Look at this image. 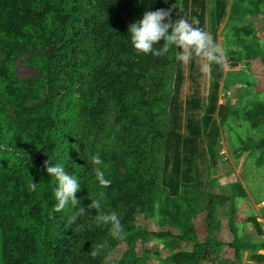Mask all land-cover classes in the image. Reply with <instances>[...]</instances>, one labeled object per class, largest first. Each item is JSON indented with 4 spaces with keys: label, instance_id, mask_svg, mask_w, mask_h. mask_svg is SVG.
Instances as JSON below:
<instances>
[{
    "label": "trees",
    "instance_id": "trees-1",
    "mask_svg": "<svg viewBox=\"0 0 264 264\" xmlns=\"http://www.w3.org/2000/svg\"><path fill=\"white\" fill-rule=\"evenodd\" d=\"M209 3L207 16L206 0H0V264H147L136 253L149 236L139 225L157 209L160 230L153 236L172 243L169 264H243L245 253L264 261L258 255L263 243L226 244L213 226L216 208L226 204L234 230L235 195L199 193L190 184L191 170L183 173L184 162H191L182 149L203 132L215 162L212 134L218 138L219 124L213 116L224 124L230 114L225 105L217 108L223 61H209L205 102L195 91L183 106L185 70L181 62L175 66V49L162 57L138 54L128 34L145 11L171 9L173 21H198L194 26L204 31L209 17L214 38L227 0ZM30 51L23 62L40 77L20 80L15 62ZM198 54L188 77L201 90ZM202 103L203 118L196 121L192 111ZM183 112L190 139L180 133ZM262 116L264 104L244 114L253 128ZM97 153L112 181L106 188L98 185L91 161ZM49 161L64 164L82 186L76 197L86 215L75 223L76 209L54 211L57 182L46 172ZM240 195L246 196L241 189ZM91 200L101 207L91 208ZM113 211L123 239L96 220ZM200 212L208 232L203 242L192 223ZM226 249L230 255L223 258ZM120 250L117 261H107Z\"/></svg>",
    "mask_w": 264,
    "mask_h": 264
},
{
    "label": "rangeland",
    "instance_id": "rangeland-1",
    "mask_svg": "<svg viewBox=\"0 0 264 264\" xmlns=\"http://www.w3.org/2000/svg\"><path fill=\"white\" fill-rule=\"evenodd\" d=\"M206 4L208 16L211 11L209 0H206ZM208 18L206 32L209 34L210 45H219L227 55V59L223 61L224 74L218 90L217 108L225 105L230 109V114L224 124L220 123L218 113L213 116L219 124L218 138L215 133L212 134V140L216 141L215 162L211 159L208 137L203 132L191 146L182 149L183 156L191 162V165L184 162L183 173L187 169L191 170L194 181L190 184L199 193L205 194L210 189L223 198L235 195L234 230L230 229L229 223L231 209L223 204L215 211L217 221L213 226L217 227V233L223 242L228 244L236 240L264 244V116L259 120L257 128H253L244 118L245 112L255 105L264 104V0H227L224 18L214 38ZM32 53L33 51L21 54L15 62L16 78L26 80L40 77L38 69L23 62ZM251 53L254 54L252 57ZM174 61L176 66V51ZM182 64L185 70L181 97L183 106L186 100L194 97L195 91H198V95L205 102L209 95V61L200 54L197 55L200 71L195 76L199 78L202 75L201 90L189 80L190 62ZM204 108L205 103H202L200 110L192 111L196 121L203 118ZM186 116L187 113L183 112L180 133L183 138L190 139L185 128ZM240 189L246 196L240 195ZM159 202L161 205L163 199L160 198ZM205 217L206 213L200 212L192 221L200 242L208 234ZM160 218L157 209L156 214L141 220L139 225L141 231L149 236L145 244L137 243L136 253L139 257L144 256L147 264H169V248L172 243L153 236L160 230ZM253 218L257 220L258 226L250 220ZM229 255L230 250L226 249L222 257ZM258 255H264V251L258 252ZM121 256V250L114 252L107 261H117ZM242 259L243 264H264V261L251 260L250 253L243 254Z\"/></svg>",
    "mask_w": 264,
    "mask_h": 264
},
{
    "label": "clouds",
    "instance_id": "clouds-1",
    "mask_svg": "<svg viewBox=\"0 0 264 264\" xmlns=\"http://www.w3.org/2000/svg\"><path fill=\"white\" fill-rule=\"evenodd\" d=\"M198 21L189 22L185 18L171 19V9H159L145 11L142 19L131 24L128 29L130 42L138 54L165 56L170 50L175 49L176 60L181 63H189L194 55L199 53L205 60L222 62L227 59L226 52L219 45H210L209 34L199 27L194 26ZM171 30V31H170ZM163 40L161 45L159 42ZM95 176L99 186L108 187L112 181L105 176L100 165L103 160L99 153L91 156ZM45 169L49 177L56 180L54 195L56 203L53 206L55 212H61L66 208L76 209V215L71 218L75 223L79 216L86 215L85 209L80 207V200L76 193L81 189V184L75 175L66 170L64 164H52L46 162ZM35 188L36 185L33 184ZM93 209L101 207L98 200H91ZM77 205L79 207L77 208ZM98 223L108 224L114 238H124V228L118 214L113 211L96 216ZM99 247V246H98ZM92 255L96 252L91 251Z\"/></svg>",
    "mask_w": 264,
    "mask_h": 264
}]
</instances>
